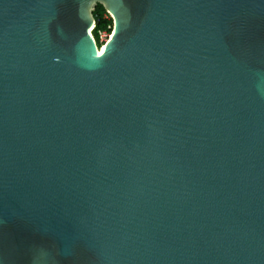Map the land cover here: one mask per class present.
I'll return each instance as SVG.
<instances>
[{
	"label": "water",
	"instance_id": "obj_1",
	"mask_svg": "<svg viewBox=\"0 0 264 264\" xmlns=\"http://www.w3.org/2000/svg\"><path fill=\"white\" fill-rule=\"evenodd\" d=\"M0 264H264V0H0Z\"/></svg>",
	"mask_w": 264,
	"mask_h": 264
},
{
	"label": "trees",
	"instance_id": "obj_2",
	"mask_svg": "<svg viewBox=\"0 0 264 264\" xmlns=\"http://www.w3.org/2000/svg\"><path fill=\"white\" fill-rule=\"evenodd\" d=\"M92 13L95 17L96 22H95V26L92 28L91 31H92L95 39H96V43H97L98 47H100L101 44H103L105 41H102L99 38L98 29L106 28L110 33L112 30V17L109 16V14L107 16H105V13H107V10H106L105 6L99 1H97L93 5Z\"/></svg>",
	"mask_w": 264,
	"mask_h": 264
},
{
	"label": "built area",
	"instance_id": "obj_3",
	"mask_svg": "<svg viewBox=\"0 0 264 264\" xmlns=\"http://www.w3.org/2000/svg\"><path fill=\"white\" fill-rule=\"evenodd\" d=\"M109 14V16H111L110 15V13L107 11V13H105V16H107ZM95 22H96V20H95V17H94V21H93V23H92V27H91V30H92V28L95 26ZM90 30V31H91ZM92 32V31H91ZM98 35H99V38L102 40V41H105L108 37H109V35H110V33H109V31L106 29V28H100V29H98ZM102 45V44H101Z\"/></svg>",
	"mask_w": 264,
	"mask_h": 264
},
{
	"label": "snow or ice",
	"instance_id": "obj_4",
	"mask_svg": "<svg viewBox=\"0 0 264 264\" xmlns=\"http://www.w3.org/2000/svg\"><path fill=\"white\" fill-rule=\"evenodd\" d=\"M101 54H103V53H101Z\"/></svg>",
	"mask_w": 264,
	"mask_h": 264
},
{
	"label": "bare ground",
	"instance_id": "obj_5",
	"mask_svg": "<svg viewBox=\"0 0 264 264\" xmlns=\"http://www.w3.org/2000/svg\"><path fill=\"white\" fill-rule=\"evenodd\" d=\"M99 49V48H98Z\"/></svg>",
	"mask_w": 264,
	"mask_h": 264
}]
</instances>
